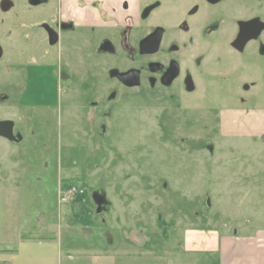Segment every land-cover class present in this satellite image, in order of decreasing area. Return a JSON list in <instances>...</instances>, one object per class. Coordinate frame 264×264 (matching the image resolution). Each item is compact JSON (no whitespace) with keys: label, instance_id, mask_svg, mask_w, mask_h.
Returning <instances> with one entry per match:
<instances>
[{"label":"rangeland","instance_id":"rangeland-1","mask_svg":"<svg viewBox=\"0 0 264 264\" xmlns=\"http://www.w3.org/2000/svg\"><path fill=\"white\" fill-rule=\"evenodd\" d=\"M29 5L19 2L15 24L22 27L13 35L22 52L40 46L27 49L30 27L39 36L44 23H54ZM6 47L13 56L15 48ZM49 64L43 83L54 86L51 68L69 73L62 102L79 117L67 122V110L61 124L58 108L30 102L31 91L21 96L16 77L11 95L22 142L0 140V245L20 244L28 233L29 264H262L263 247L251 239H264V75H233L237 95L247 100L235 98L238 107H188L182 94L175 98L180 105H160L124 91L126 104L104 134L88 126L85 110L92 94L119 88L107 75H84L81 59L76 69ZM0 79L4 89L10 79ZM226 87L219 106L230 94ZM204 103L216 101L207 96ZM60 184L77 189L65 203ZM95 195L104 200L102 213ZM40 226L51 227L56 239L41 241Z\"/></svg>","mask_w":264,"mask_h":264},{"label":"flooded vegetation","instance_id":"flooded-vegetation-1","mask_svg":"<svg viewBox=\"0 0 264 264\" xmlns=\"http://www.w3.org/2000/svg\"><path fill=\"white\" fill-rule=\"evenodd\" d=\"M19 2L0 0V75L10 79L0 89V140L22 142L21 134L16 135L11 95L16 77L21 79L17 88L22 97L31 91L30 102L38 100V107L45 109L58 108L61 124L67 110L71 112L67 122L77 121L78 110L62 102L61 89L69 83L66 75L70 74L62 67L57 72L51 68L54 86L50 90L43 83L53 61L76 69L73 64L81 59L87 67L84 75H107L119 88L99 98L92 94L94 99L85 110L91 117L88 126L97 125L104 134L112 116L126 104L124 91L136 90L147 102L169 106L180 105L182 101L175 98L182 94L188 107L218 109L247 101L237 95L233 75H264V0H25L33 12L43 8L44 19L53 18L54 23H44L39 36L30 27L29 38L24 40L27 49L35 42L40 46L23 52L13 44L15 27H22L15 24ZM9 16L13 23H5ZM6 45L15 48L13 56ZM17 61L25 65L16 66ZM97 69L102 73H96ZM117 75H137L139 86H125ZM213 86L217 91L211 92ZM224 86L230 94L225 106H219ZM84 89L91 87L87 83ZM207 96L216 103L205 104Z\"/></svg>","mask_w":264,"mask_h":264},{"label":"crops","instance_id":"crops-1","mask_svg":"<svg viewBox=\"0 0 264 264\" xmlns=\"http://www.w3.org/2000/svg\"><path fill=\"white\" fill-rule=\"evenodd\" d=\"M61 187H65L64 184H60ZM60 187V188H61ZM53 229L49 226H44L39 228V239H41V241H49L52 239H56L55 234L52 231ZM6 232V231H4ZM32 237H30L28 235V233L26 234H22L20 237V241L21 243L19 244L18 242H16V244L8 246V245H0V264H29V260H27L29 258V256L25 255L24 253L26 252V254H28L30 251L28 250L27 246H28V242H30L29 240H31ZM251 244H256V245H260L261 247H263V251H264V239H260L257 237H254L253 239H251ZM226 242V241H225ZM21 250H22V256H21ZM2 252V254H1ZM31 253V252H30ZM259 254L262 255V257L264 258V252H260ZM71 254L69 253L68 256H70ZM251 255H249L248 257H250ZM260 262L262 264H264V259H260Z\"/></svg>","mask_w":264,"mask_h":264},{"label":"water","instance_id":"water-1","mask_svg":"<svg viewBox=\"0 0 264 264\" xmlns=\"http://www.w3.org/2000/svg\"><path fill=\"white\" fill-rule=\"evenodd\" d=\"M112 77L113 76H116V75H111ZM120 79V81L125 85V86H128V87H134V86H139V82H138V77L137 75H117ZM14 140V139H12ZM96 202H97V205H98V213H102L103 211V204H104V200L99 198L98 196H94Z\"/></svg>","mask_w":264,"mask_h":264},{"label":"built area","instance_id":"built-area-1","mask_svg":"<svg viewBox=\"0 0 264 264\" xmlns=\"http://www.w3.org/2000/svg\"><path fill=\"white\" fill-rule=\"evenodd\" d=\"M77 191H76V189L75 188H73V189H71V190H69L68 191V194H70V195H73V194H75ZM62 200V202H66L67 201V198L66 197H63V198H61Z\"/></svg>","mask_w":264,"mask_h":264}]
</instances>
